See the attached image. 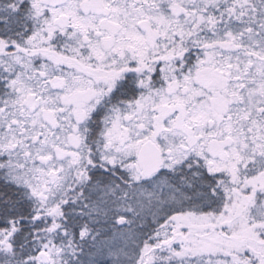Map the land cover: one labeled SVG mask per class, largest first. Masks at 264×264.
Returning a JSON list of instances; mask_svg holds the SVG:
<instances>
[{
    "label": "snow or ice",
    "instance_id": "6c2138e0",
    "mask_svg": "<svg viewBox=\"0 0 264 264\" xmlns=\"http://www.w3.org/2000/svg\"><path fill=\"white\" fill-rule=\"evenodd\" d=\"M0 264H264V0H0Z\"/></svg>",
    "mask_w": 264,
    "mask_h": 264
}]
</instances>
